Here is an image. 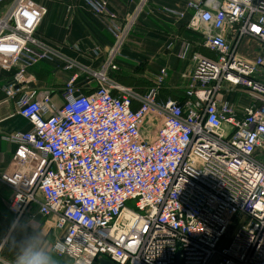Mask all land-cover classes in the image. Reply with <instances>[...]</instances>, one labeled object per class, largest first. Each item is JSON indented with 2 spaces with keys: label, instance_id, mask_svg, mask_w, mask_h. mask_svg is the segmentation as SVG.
<instances>
[{
  "label": "built area",
  "instance_id": "1",
  "mask_svg": "<svg viewBox=\"0 0 264 264\" xmlns=\"http://www.w3.org/2000/svg\"><path fill=\"white\" fill-rule=\"evenodd\" d=\"M80 2L110 19L112 45L88 53H105L97 69L38 33L34 0H0V91L31 126L6 137L16 146L0 176L12 217L36 206L70 264H264V0H185L171 11L191 12L187 27L212 55L194 53L181 102L161 96L165 69L145 89L115 75L147 0L123 19ZM40 64L68 75L59 105L30 88Z\"/></svg>",
  "mask_w": 264,
  "mask_h": 264
},
{
  "label": "crops",
  "instance_id": "2",
  "mask_svg": "<svg viewBox=\"0 0 264 264\" xmlns=\"http://www.w3.org/2000/svg\"><path fill=\"white\" fill-rule=\"evenodd\" d=\"M43 11V18L38 33L59 43L70 57L85 61L92 68H100L105 53L98 61L89 56L94 46L105 52L113 39L107 32L110 21L105 16L95 15L80 0H34ZM116 15L123 19L137 6V0H99ZM185 0H147L144 10L139 15L121 55L116 58L118 72L116 77L123 83L135 80L138 89H145L156 73L165 69L167 76L162 86L161 96L183 101L186 81L184 74L194 69V53L212 57L203 48V38L199 31L187 27L186 18L179 19L171 14L174 9H183ZM183 56V57H181ZM58 64H40L29 74L34 83L31 89L38 97L46 92L52 94V102L59 105L62 101L61 90L67 74ZM9 78V73L0 70V87ZM127 85V84H125ZM228 100L241 111L247 101L238 94L230 95ZM31 129L28 122L17 114L15 102L5 100L0 91V176L11 171L15 144L6 137L15 132ZM12 196L11 189L0 181V257L2 264H15L22 242L32 235H38L41 246L52 251L54 233L49 223L31 206L19 219L15 220L8 210ZM59 264H70L67 258L57 256Z\"/></svg>",
  "mask_w": 264,
  "mask_h": 264
},
{
  "label": "clouds",
  "instance_id": "3",
  "mask_svg": "<svg viewBox=\"0 0 264 264\" xmlns=\"http://www.w3.org/2000/svg\"><path fill=\"white\" fill-rule=\"evenodd\" d=\"M15 264H59V261L41 246L38 235H32L22 242Z\"/></svg>",
  "mask_w": 264,
  "mask_h": 264
},
{
  "label": "rangeland",
  "instance_id": "4",
  "mask_svg": "<svg viewBox=\"0 0 264 264\" xmlns=\"http://www.w3.org/2000/svg\"><path fill=\"white\" fill-rule=\"evenodd\" d=\"M144 10V9H143ZM138 20V19H137ZM136 24H137V22H136ZM136 24H135V26H136ZM134 26V27H135ZM241 54H249L248 55V58L250 57V58H252V57H254V55H255V52H256V45L255 44H248V43H246V42H243L242 43V48H241ZM136 81L135 80H130V81H125L124 83L125 84H127L128 86H135L136 85V83H135ZM0 259H1V261L3 262V258L2 257H0ZM2 262H0V264H2ZM96 264H99V262L98 263H96Z\"/></svg>",
  "mask_w": 264,
  "mask_h": 264
},
{
  "label": "water",
  "instance_id": "5",
  "mask_svg": "<svg viewBox=\"0 0 264 264\" xmlns=\"http://www.w3.org/2000/svg\"><path fill=\"white\" fill-rule=\"evenodd\" d=\"M99 264H112V263L106 259H100Z\"/></svg>",
  "mask_w": 264,
  "mask_h": 264
},
{
  "label": "trees",
  "instance_id": "6",
  "mask_svg": "<svg viewBox=\"0 0 264 264\" xmlns=\"http://www.w3.org/2000/svg\"><path fill=\"white\" fill-rule=\"evenodd\" d=\"M98 262H99V260H95L94 264H96V263H98Z\"/></svg>",
  "mask_w": 264,
  "mask_h": 264
}]
</instances>
